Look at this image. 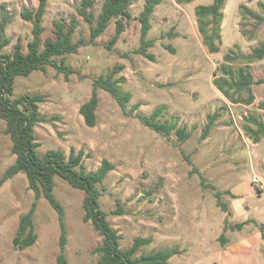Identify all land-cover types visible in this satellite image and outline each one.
Returning a JSON list of instances; mask_svg holds the SVG:
<instances>
[{"label": "rangeland", "instance_id": "374dc122", "mask_svg": "<svg viewBox=\"0 0 264 264\" xmlns=\"http://www.w3.org/2000/svg\"><path fill=\"white\" fill-rule=\"evenodd\" d=\"M80 1L47 0L42 20L44 41L53 38V20L77 18L72 42L79 49L64 57V65L71 71L68 77L48 66L44 72L34 71L14 82V97H44L39 103L44 121L35 127L37 152L42 155L59 149L67 157L71 151H82L88 172H94L103 159L114 165L98 186L99 204L120 237L121 249H129L135 238L149 239L136 257L176 249L167 264H264L259 229L260 224L264 226V138L254 143L249 134L264 124V84L251 87L254 100L245 104L247 92L234 95L240 101L234 103L212 83L236 79L244 68L255 81L264 76V59L246 60L264 41V0H226L222 41L215 54L202 44L194 15L196 6L209 5L212 0L187 4L162 0L151 16L147 35L154 41L147 50L152 60L135 53L140 46L137 17L145 0L132 1V18L111 48L114 21L90 41L89 25L76 13ZM94 2L96 18L103 0ZM37 5L38 0H0V7L4 6L12 20L5 32L9 41L5 53H12L17 43L26 52L31 24L20 13L35 10ZM240 5L259 15L261 21L243 14ZM226 55L231 60L224 59ZM115 68L120 89L130 93L131 99L123 111L99 89L97 124L90 128L84 124L79 106L89 99L94 79ZM136 104L140 106L135 109ZM158 108H162L161 122L175 123L188 137L181 139L175 130L169 135L157 134L136 118L150 116ZM212 115L215 120L203 139ZM4 128L0 120V177L15 161ZM253 176L262 181L263 188L251 183ZM53 195L64 210L67 264H98L96 249L102 237L90 222H83V191L56 176ZM33 201L22 173L0 187V264H56L58 217L43 197L33 217L35 244L24 250L12 245L19 218ZM225 222L245 225L240 230H225Z\"/></svg>", "mask_w": 264, "mask_h": 264}, {"label": "trees", "instance_id": "16d2710c", "mask_svg": "<svg viewBox=\"0 0 264 264\" xmlns=\"http://www.w3.org/2000/svg\"><path fill=\"white\" fill-rule=\"evenodd\" d=\"M133 0H103L100 12L96 18L92 12L94 0H81L76 13L89 25V39L94 41L104 33L107 26L114 21V34L109 40L108 48L115 45L120 35L125 31L127 22L132 18L130 7ZM162 0H145L142 11L137 17L139 22L140 46L135 53L140 54L149 60L152 55L147 53L148 48L153 47L154 41L147 39L151 30V16L155 7ZM194 0H175L177 4H187ZM250 2L251 0H247ZM226 0H212L209 5H198L194 9L198 33L201 36L202 44L210 54L218 53L221 44V22L223 20V9ZM47 0H38L35 10L24 9L20 13L23 21L31 24V40L26 45V52L21 50L17 43L14 51L10 54L4 52V48L9 44L5 37L6 28L12 22L11 17L4 11V6L0 7V120L4 121V133L11 141V152L15 156L14 163L9 166L0 177V187L9 179L19 173L26 176L28 188L34 194V201L27 213L19 218L16 235L12 240V245L17 250H24L35 244L37 235L34 228V213L37 202L43 197L50 207L57 213L60 228L59 254L56 264H67L65 247L67 233L64 224V210L61 204L53 195L54 177H60L72 188L81 190L84 193L82 201L83 222H90L93 229L102 237V244L96 249L100 254L98 264H167L168 260L177 253L172 251H157L153 253L141 254L136 257L141 246L149 243V239L135 238L129 249H121L117 232L113 230L106 220V215L102 212L98 186L102 185L114 165L107 159L101 161L100 166L94 172L86 171L82 156L83 152L75 154L73 151L66 157L59 149H50L42 155L37 152L39 147L35 137V127L44 121L39 114V103L44 97L37 94H24L14 97V82L17 77H27L34 71L44 72L46 67L51 66L65 78L70 74L69 68L64 65V57L69 54H76L79 46L72 42L73 34L77 28V18L72 16L69 22L64 20H53V38L42 41L43 27L42 20L46 13ZM239 8L243 14L248 15L257 23L261 21L259 15L250 12L245 6ZM171 52H174L170 48ZM60 58L59 61L57 59ZM231 60L229 55L224 57ZM264 59V41L254 47L251 54L246 57L248 62ZM116 68L106 75H100L92 82V91L89 99L79 106L78 112L82 116L84 124L93 128L97 124V107L99 98L97 91L103 90L118 104L121 110H125L127 103L131 99L128 92H122L120 81L115 78ZM228 75V71H224ZM264 73V70H263ZM214 87L229 101L237 103L239 99L234 95L242 92L248 93L245 104H251L254 100L251 87L254 84H264V76L259 80H254L251 73L246 69L237 72L236 79L213 80ZM232 92V95L230 94ZM135 109L140 105H134ZM162 108L154 110L150 116L137 115L140 123L151 131L169 135L174 130L176 134L185 139L188 137L183 130L176 128L175 123L161 122L159 120ZM215 120V116L209 117V123L205 127L202 138H206L210 127ZM254 143H258L264 138V124H258L255 131L249 132ZM213 188L212 186H210ZM218 204L221 203L218 201ZM225 211H227L226 206ZM245 223L230 225L225 222V230H240ZM261 238L264 240V226L259 225Z\"/></svg>", "mask_w": 264, "mask_h": 264}, {"label": "built area", "instance_id": "2783aa9c", "mask_svg": "<svg viewBox=\"0 0 264 264\" xmlns=\"http://www.w3.org/2000/svg\"><path fill=\"white\" fill-rule=\"evenodd\" d=\"M261 182H262V181H261L259 178H257L256 176H253V177L251 178V183H252L253 185H255L256 187H258L259 189H260V188H263V185H262Z\"/></svg>", "mask_w": 264, "mask_h": 264}]
</instances>
